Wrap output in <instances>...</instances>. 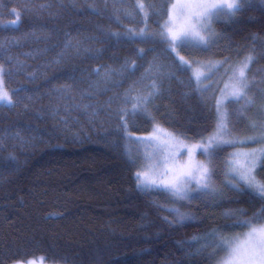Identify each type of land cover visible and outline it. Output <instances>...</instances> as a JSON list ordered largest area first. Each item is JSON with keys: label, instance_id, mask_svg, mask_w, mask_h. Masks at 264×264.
<instances>
[{"label": "trees", "instance_id": "trees-1", "mask_svg": "<svg viewBox=\"0 0 264 264\" xmlns=\"http://www.w3.org/2000/svg\"><path fill=\"white\" fill-rule=\"evenodd\" d=\"M153 3L159 12L163 0ZM135 4L0 0V64L10 69L5 87L14 101V106H0V264L40 259L48 264H211L209 247L203 251L200 246L203 234L213 229L238 232L243 228L236 225L237 218L226 213L244 210L246 215L239 218L247 219L264 204L246 190L230 187L226 175L230 153L264 142L218 149L212 157L216 191L193 192L192 199L177 201L162 191L137 187L136 173H148L150 166L146 146L135 139L148 134L154 122L189 144L212 132L215 101L228 75L221 68L215 73L218 86L196 91L192 69L225 57L235 64L255 49L257 60L249 73L251 67L264 71V0H247L234 17L215 18V42L207 51L178 47L179 55L193 62L187 70L158 40L127 38V29L145 27ZM13 10L20 14L18 24L9 23L17 19ZM164 19L167 16L150 15L148 31L158 32ZM66 41L73 47L66 48ZM138 49L146 50L142 58ZM125 61H134L136 70L88 95L99 79L93 69L100 68L102 74ZM153 61L159 94L148 105V114L119 113L130 85L150 90L151 81L142 76ZM63 85H71V90L54 91ZM254 96L257 107L264 104V97ZM238 105L225 103L233 113L235 136L255 134L248 132L249 119L245 127L237 122ZM245 115L264 118L253 107ZM207 159L198 156L202 162ZM257 175L264 178V168H258ZM170 208L191 219L169 223L176 218Z\"/></svg>", "mask_w": 264, "mask_h": 264}, {"label": "snow or ice", "instance_id": "snow-or-ice-1", "mask_svg": "<svg viewBox=\"0 0 264 264\" xmlns=\"http://www.w3.org/2000/svg\"><path fill=\"white\" fill-rule=\"evenodd\" d=\"M107 3V0H104ZM247 0H175L169 3V0H163V7L157 12V6L153 0H136L135 7L143 13L142 23L145 27L135 30L127 29V38L129 40H158L160 43L166 45L164 51L175 53L176 58L182 69L187 70L191 63L177 52V48L193 47L207 51L209 47L215 42V33L212 30V21L221 16L234 17L241 11ZM46 7L42 4L41 8ZM147 9V10H146ZM27 10V9H26ZM13 13L17 19L9 23H19V13ZM152 14L167 16L163 23L159 24L158 32H149L147 29V21ZM131 15V13H127ZM179 21V23H178ZM112 35L119 36V33H112ZM65 47H73L71 41H66ZM78 49V45H77ZM155 49H148L154 51ZM145 49H138L137 54L141 58L145 54ZM251 53L243 56L235 64L225 57L223 60L208 62L204 67L208 69L209 75L219 72L221 68L224 69V75H228V81L224 83V87L220 89L223 99H216L215 101V125L212 132L206 137L201 138V142L189 147L184 144L174 133L163 128L159 123L154 122L152 132L147 137H137L138 141H144L157 145L156 153L163 151L172 142H176L180 148L186 149L188 159L180 163L176 160L175 154H171L163 160L157 161V164L163 163L164 169L159 172L157 176L150 177L145 171H138L136 173L137 187L145 191H162L166 193L173 200H190L193 192H207L214 193L216 189L212 185V176L214 169L212 167V157L218 149L225 146L235 147L245 143H261L264 142V118L252 120L249 119V128L256 133V135L246 136L243 139H235L232 137V130L229 128L230 113L225 107L224 101L240 104L238 115L241 118L247 119L246 112L256 106V97L249 95L252 86L258 81L255 77L249 78L250 66L257 60V55ZM62 59V54H58ZM260 55H264L261 53ZM11 59V58H9ZM60 59L55 62L60 63ZM22 64V61H17ZM199 64L200 61H195ZM157 67L155 61L149 64L145 69L142 79L151 81L147 87L150 89L147 92L140 91L135 84L130 85L122 97L123 107L118 109L119 113L127 115L129 112L135 114L143 112L148 114V105L151 103L154 96L159 94V88L156 83V78L152 75L153 70ZM137 64L125 61L119 69L107 67L101 74V69H93L94 73L99 79L90 85L93 89L88 95H94L95 91L101 90V84L107 85L109 83H119L114 81V77L123 76L125 72H134ZM10 69L0 64V106H14L12 96L5 87V77L9 74ZM230 74V75H229ZM209 78L204 73L196 74V91L207 90V85H202L204 79ZM71 90V85H63L54 91L59 93H68ZM107 90L106 87L103 88ZM15 92V90H12ZM241 101L243 103H241ZM131 105V108L128 105ZM85 108L88 106L85 105ZM258 111L264 115V104L259 105ZM122 126L127 131V122L121 116ZM128 138H131L129 136ZM199 150L201 154L208 159L207 162L196 161L194 153ZM154 153V154H156ZM230 158L226 161L227 173L229 179V186L237 191L246 190L254 199L264 201V178H258L257 169L264 168V148L259 150H252L249 152L230 153ZM145 159H151V156H146ZM171 161V163H168ZM158 177V178H157ZM170 212L175 214V220L169 223H183L185 220L191 219L185 213H182L179 208H170ZM226 215L236 217V225L246 228L247 231L242 234L244 241L238 243L237 236H225L216 229L209 233L210 239L214 242L212 251L209 256L214 261V264H264V204L261 208L252 214L247 219H240L246 215L244 210H232ZM193 239H198L193 237ZM202 247L208 248L205 244ZM217 249L223 250L225 255L217 257ZM16 264H25L24 261H17ZM27 264H33L29 261Z\"/></svg>", "mask_w": 264, "mask_h": 264}, {"label": "rangeland", "instance_id": "rangeland-1", "mask_svg": "<svg viewBox=\"0 0 264 264\" xmlns=\"http://www.w3.org/2000/svg\"><path fill=\"white\" fill-rule=\"evenodd\" d=\"M172 2H175V0H172ZM178 23H179V21H178ZM204 64H206V63H202L199 66H197L196 68L192 69V73H193V76L195 77V79H196V74L197 73H204L206 76H209V78L213 75V74L209 75L208 69L206 67H204ZM252 77H255V79L258 81V83L255 84L254 91L249 93V95H257V97L258 96L259 97L260 96L264 97V71H257V69L255 67H253V68L251 67V71L249 73V78L251 79ZM209 78L204 79L203 82H202L203 83L202 85H207L208 86L207 89H210L212 87L218 86L219 80H220L218 74H215V76H213L210 79V81H207ZM225 82H229L230 83V81H228V77L225 78L224 83ZM224 83H222V86H220V89H222L224 87ZM218 94H219V96L217 97V99H223V96L221 95L220 91L218 92ZM228 102H230V101L225 100L224 104L225 103L227 104ZM241 103H243V102L241 101ZM238 108H240V104L238 105ZM258 108H259V106L257 107V105L255 107H253L254 113H257ZM236 119H237V122H239L240 126L241 125L244 126V127L246 126V122H245L246 119L239 117L238 113H237ZM247 119H250V118L247 117ZM234 126H235V124H232L230 122L229 128L232 130V137L231 138H235V139H238V140L243 139V137L239 138V137L235 136L236 133L232 129V127L234 128ZM249 131H252V130L249 128L248 132ZM151 132H152V130L148 134H145V135H142V136H139V137H147ZM253 135H256V133L253 134ZM249 136H252V135H249ZM138 143H140L141 145L142 144L145 145L147 150H148L147 151L148 152V156H151V159H147V163L150 166L149 167V172H148V175L150 177L157 176V174L159 172L163 171V169H164L165 165L163 163L157 164V161L163 160V159H165L166 157H168L169 155H171L173 153L176 156V160L178 162H180V163H182V162H184L185 160L188 159V153H187L186 149L180 148L179 145L176 142H174V141L172 142V144L170 146L165 147L163 149V151L160 152V153H156L157 145H155V144L147 143V142H144V141H138ZM183 143L188 145L189 147L194 145V144H189V143H185V142H183ZM262 148H264V145H258L256 147H252V148L247 149V150H237V151H234L233 153H236V152L244 153V152H249V151H252V150H259V149H262ZM154 153H156V154H154ZM199 155H202V154H201V152L199 150H197L194 153V157L193 158L196 161H201L202 162V160H198V156ZM229 158H230V156H229ZM168 163H171V161H168ZM227 171H228V169H227ZM229 179L230 178L228 177V181H229ZM246 231H247V229L243 228V229L239 230L238 232L229 233V234H223V235H225V236H237V241L236 242L243 243L244 236L243 235H237V234H242V233H244ZM211 251H212V249H211ZM224 255H225V253L222 250V252L219 253V257L224 256ZM31 262H33V264H48V263H46L45 261H43L41 259L40 260H33ZM26 264H27V262H26Z\"/></svg>", "mask_w": 264, "mask_h": 264}, {"label": "bare ground", "instance_id": "bare-ground-1", "mask_svg": "<svg viewBox=\"0 0 264 264\" xmlns=\"http://www.w3.org/2000/svg\"><path fill=\"white\" fill-rule=\"evenodd\" d=\"M136 139V138H135ZM204 236H206V239L205 240H203V241H201V249L203 250V251H205L204 250V247H202L203 245H205L206 243H205V241L208 239V236H209V234H203ZM210 238V237H209ZM209 242H210V245H209V249H210V251H211V249H212V247L214 246V242L211 240V239H209ZM220 252H222V250H220V249H217V257H219V253ZM30 261H32V260H30ZM211 264H214V261L212 260V258H211Z\"/></svg>", "mask_w": 264, "mask_h": 264}]
</instances>
